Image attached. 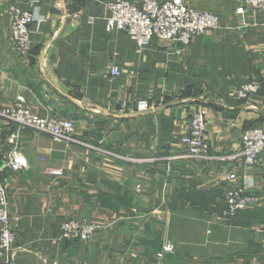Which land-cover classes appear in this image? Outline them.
<instances>
[{
    "label": "crops",
    "instance_id": "1",
    "mask_svg": "<svg viewBox=\"0 0 264 264\" xmlns=\"http://www.w3.org/2000/svg\"><path fill=\"white\" fill-rule=\"evenodd\" d=\"M111 1L0 0V108L20 95L39 116L72 119L81 140L54 142L0 115V178L16 229V250L0 264H264V155L244 169L234 156L243 131L264 126V10L186 0L216 13L219 27L188 45L153 39L139 49L106 30ZM10 4L35 17L29 54L11 48ZM250 81L258 91L237 98ZM195 110L205 113L204 158L169 159ZM13 149L27 167L10 170ZM233 171L253 180L245 189L257 201L222 218ZM80 217L96 224L93 238H63L61 222ZM167 241L174 251L158 258Z\"/></svg>",
    "mask_w": 264,
    "mask_h": 264
},
{
    "label": "built area",
    "instance_id": "2",
    "mask_svg": "<svg viewBox=\"0 0 264 264\" xmlns=\"http://www.w3.org/2000/svg\"><path fill=\"white\" fill-rule=\"evenodd\" d=\"M109 16L106 18V30H120L130 35L139 49L146 48L153 39L172 40L188 45L194 35L203 34L208 30L218 28L219 16L209 10L190 6L186 0H142L140 4L129 0H113L108 4ZM247 9L264 10V0H244V5L237 8L242 14ZM11 16L9 41L11 48L18 54L26 55L32 50L31 23L35 20L32 12L16 4H10L7 9ZM40 21V19H37ZM264 27V24H263ZM112 75H118L116 66L110 68ZM258 83L250 81L243 84L237 91V98L246 99L258 91ZM122 106H125L122 103ZM0 115L14 122L18 129L30 128L44 132L54 142H77L76 126L72 119L51 116L42 117L33 113L22 96L0 108ZM208 134L205 113L203 110L192 111L189 115L187 132L181 140L179 154L170 155L169 159L182 157L190 160L204 158ZM242 168L255 165L261 155H264V126L247 128L241 134L238 153ZM28 165L26 156L13 149L8 159V167L12 171L25 168ZM242 171V170H241ZM244 172V171H243ZM53 176H60V167L52 168ZM246 178L242 175L243 180ZM227 179L230 186L224 196L222 218L230 217L237 212L253 206L257 199L246 191V183L253 184L247 177L246 183L239 182V172L233 171ZM8 188L0 178V254H13L16 250V229L7 211ZM63 238L68 240L89 241L96 233L97 226L86 217L67 218L60 224ZM174 245L167 241L157 252L158 258L172 253Z\"/></svg>",
    "mask_w": 264,
    "mask_h": 264
},
{
    "label": "rangeland",
    "instance_id": "3",
    "mask_svg": "<svg viewBox=\"0 0 264 264\" xmlns=\"http://www.w3.org/2000/svg\"><path fill=\"white\" fill-rule=\"evenodd\" d=\"M112 2V1H111ZM110 2H108V4H109ZM108 4H107V7H108ZM77 142L78 143H80L81 142V140L80 139H77Z\"/></svg>",
    "mask_w": 264,
    "mask_h": 264
}]
</instances>
